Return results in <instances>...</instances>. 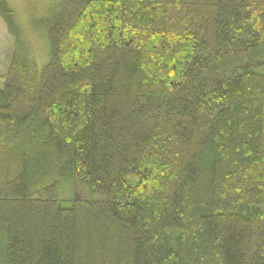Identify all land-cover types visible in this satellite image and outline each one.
<instances>
[{"label":"trees","instance_id":"16d2710c","mask_svg":"<svg viewBox=\"0 0 264 264\" xmlns=\"http://www.w3.org/2000/svg\"><path fill=\"white\" fill-rule=\"evenodd\" d=\"M0 18V264H264V0H54L41 69Z\"/></svg>","mask_w":264,"mask_h":264},{"label":"rangeland","instance_id":"374dc122","mask_svg":"<svg viewBox=\"0 0 264 264\" xmlns=\"http://www.w3.org/2000/svg\"><path fill=\"white\" fill-rule=\"evenodd\" d=\"M54 0H7L15 19L20 26L22 40L32 55L37 68L41 69L48 60V46L42 27V20ZM13 39L0 18V86L4 81L6 69L12 54ZM76 191L80 188L76 186ZM82 193V192H81ZM72 195L70 187L59 188V198Z\"/></svg>","mask_w":264,"mask_h":264}]
</instances>
